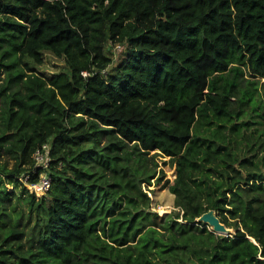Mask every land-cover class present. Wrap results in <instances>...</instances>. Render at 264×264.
Instances as JSON below:
<instances>
[{"label":"trees","instance_id":"obj_1","mask_svg":"<svg viewBox=\"0 0 264 264\" xmlns=\"http://www.w3.org/2000/svg\"><path fill=\"white\" fill-rule=\"evenodd\" d=\"M0 73V264H264V0H0Z\"/></svg>","mask_w":264,"mask_h":264},{"label":"rangeland","instance_id":"obj_2","mask_svg":"<svg viewBox=\"0 0 264 264\" xmlns=\"http://www.w3.org/2000/svg\"><path fill=\"white\" fill-rule=\"evenodd\" d=\"M121 50H122V48L120 45L114 47L113 56L115 57V59L118 58L117 56L121 53ZM65 68H66L65 58L64 57H58V56L51 54V53H46L45 58H44V63L36 66V69L38 71H40L46 75H55V74L59 73L60 71L64 70ZM3 76H4V74L0 73V82L2 81L1 78ZM262 81L264 82V78L262 79ZM261 90L264 93V87ZM173 176H174V170L169 171L168 177H173ZM25 179L26 178H24V180ZM154 182H155V179H153V183ZM7 185H8V189H10V190H12L14 188V183H12V184L9 183ZM30 186H31L30 182H28L27 187L31 188ZM144 188L146 190H148V193L151 196V199H152L151 208H152V210L163 213L165 211H171V210L176 208L175 207V194L172 193L169 188H165L162 190H153L152 184L150 186L147 184H144ZM150 189H152V190H150ZM37 196L41 197L39 195H37ZM209 227L211 229H213L211 225H209ZM230 233L235 234V229L230 228Z\"/></svg>","mask_w":264,"mask_h":264},{"label":"built area","instance_id":"obj_3","mask_svg":"<svg viewBox=\"0 0 264 264\" xmlns=\"http://www.w3.org/2000/svg\"><path fill=\"white\" fill-rule=\"evenodd\" d=\"M84 74L86 75L87 73L84 72ZM34 158L36 161V166L41 167L42 170L40 172L39 180L35 183L30 182L31 188H28L31 190V192H34L36 195L42 196L47 192L51 184V177L46 172L50 162V145L45 144L43 148L38 149L34 154ZM36 171L37 168H34L30 172L22 174L20 179L23 181V183L28 186V182L30 181L29 179L31 175L34 174ZM24 178L26 179L24 180Z\"/></svg>","mask_w":264,"mask_h":264},{"label":"water","instance_id":"obj_4","mask_svg":"<svg viewBox=\"0 0 264 264\" xmlns=\"http://www.w3.org/2000/svg\"><path fill=\"white\" fill-rule=\"evenodd\" d=\"M197 220L208 223L209 225L212 226L213 230H215L218 233L232 236V233H230V228L227 227L225 223L221 221L220 217L218 216L217 212L214 209H210L206 211L200 217H198ZM250 238L255 241L253 237Z\"/></svg>","mask_w":264,"mask_h":264},{"label":"bare ground","instance_id":"obj_5","mask_svg":"<svg viewBox=\"0 0 264 264\" xmlns=\"http://www.w3.org/2000/svg\"><path fill=\"white\" fill-rule=\"evenodd\" d=\"M25 184V183H24ZM26 185V184H25Z\"/></svg>","mask_w":264,"mask_h":264}]
</instances>
